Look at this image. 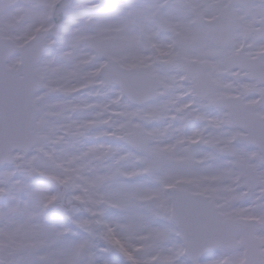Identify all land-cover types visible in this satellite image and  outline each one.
<instances>
[{"label": "snow or ice", "instance_id": "6c2138e0", "mask_svg": "<svg viewBox=\"0 0 264 264\" xmlns=\"http://www.w3.org/2000/svg\"><path fill=\"white\" fill-rule=\"evenodd\" d=\"M0 264H264V0H0Z\"/></svg>", "mask_w": 264, "mask_h": 264}]
</instances>
